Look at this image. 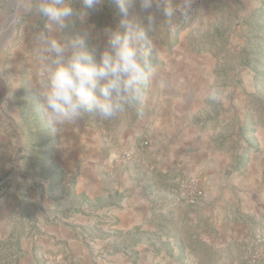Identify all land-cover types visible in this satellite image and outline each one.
<instances>
[{
  "label": "rangeland",
  "instance_id": "obj_1",
  "mask_svg": "<svg viewBox=\"0 0 264 264\" xmlns=\"http://www.w3.org/2000/svg\"><path fill=\"white\" fill-rule=\"evenodd\" d=\"M73 5L78 12L79 0ZM33 7L32 0H0V79H17L9 96L0 99V131L9 143L24 142L12 148L19 152L14 160L7 164L0 158V190L2 196L16 194L15 183L32 197L8 212L9 225L0 233V264H150L154 253L164 264L170 254L179 255L176 264H264V210L245 214L240 200L229 208L221 203L235 194L237 172L248 160H264V138L256 135L264 130V0H192L188 17L178 11L173 19L162 5L157 27L148 33L146 46L157 68L152 79H165L167 73L168 79H214L212 91L222 94L221 100L205 99L192 120L187 116L191 131L199 127L201 148L212 153L208 169L157 163L151 170L145 164L151 137L139 122L148 109L151 79L141 101L117 117L102 120L86 113L53 131L31 91L44 79L34 51L44 20ZM130 15L143 18L138 3ZM120 20L114 0H105L89 18L95 29L88 48H102L103 29ZM72 21L56 35L75 36L81 22L76 14ZM217 127V133L209 132ZM80 132L98 137L104 148L106 181L99 204H121L129 196L130 187L114 192L112 180H122V174L145 181L152 211L144 231L129 228L116 236L106 226L75 221L88 218L96 207L77 193L87 161L85 154L73 156V134ZM240 153L246 158L237 162ZM147 173L154 183L146 182Z\"/></svg>",
  "mask_w": 264,
  "mask_h": 264
},
{
  "label": "clouds",
  "instance_id": "obj_2",
  "mask_svg": "<svg viewBox=\"0 0 264 264\" xmlns=\"http://www.w3.org/2000/svg\"><path fill=\"white\" fill-rule=\"evenodd\" d=\"M121 20L103 29L106 37L102 48H88L94 38L92 14L103 7L105 0H79V11L73 0H32L35 15L44 20V30L35 34V49L44 70L39 89H31L40 100V110L53 131L74 122L86 113L102 120L117 117L141 101L144 85L157 68L147 48L148 33L157 27L156 12L163 5L164 14L173 19L179 11L188 17L192 0H114ZM139 4L143 18L130 15ZM76 14L81 29L75 36H59L73 23ZM212 99L221 100L217 90Z\"/></svg>",
  "mask_w": 264,
  "mask_h": 264
},
{
  "label": "crops",
  "instance_id": "obj_3",
  "mask_svg": "<svg viewBox=\"0 0 264 264\" xmlns=\"http://www.w3.org/2000/svg\"><path fill=\"white\" fill-rule=\"evenodd\" d=\"M172 74V73H171ZM165 79H151L150 97L148 109L144 113L143 119L139 122L140 129L148 128L151 137V154L149 158L143 159L145 164L152 170L155 165L161 164H178L190 168L191 166L201 164L202 167L213 163L212 153L210 150H203L199 143L200 134L199 127L190 130L187 126V116L193 119V116L199 112L204 100L211 98V86L214 79H168L170 73L166 74ZM17 84V79H0V99L6 98L11 93V86ZM7 121L10 123V119ZM196 123V122H195ZM202 123H198L200 126ZM10 129L17 135V128L10 126ZM220 131L217 127L210 129L212 134ZM74 133V132H73ZM4 130L0 131V158L3 161L8 159L14 160L19 152H13L12 148H22L24 142L14 139L11 143L3 138ZM75 139V154L86 155L87 161L83 165L77 179V193L94 201V207L89 213V217L75 221L79 223L89 222L99 226H106L112 229L113 233L118 234L122 230L135 228L136 230L144 231L147 226V219L151 216V202L149 191L146 190L145 181L134 180L129 174L125 173L122 180H112V185L115 188L114 192H119L123 187H130L129 196L121 203L112 205L99 204L98 201L104 198L103 188L105 186L106 175L103 170V165L107 164L103 155L104 148L98 137H86L83 134H73ZM257 136L264 138V130L256 132ZM262 141V140H261ZM264 142V141H262ZM7 148V150H4ZM246 157L241 153L236 157L237 162H242ZM111 160V159H110ZM247 160V159H246ZM254 160V157L246 163V166L237 172L236 184L237 189L235 194L227 195L225 200L221 201L223 205L229 208L233 202L241 201V211L245 214H252L264 210V160ZM147 183H154L152 173H147ZM209 184V182H208ZM11 188L16 194L5 193L3 196L0 190V233L2 229L8 227V212L13 208L14 204L18 203V208H23V202H29L32 197L27 190L16 189L15 183H12ZM20 192V193H19ZM18 199V200H16ZM90 200V201H91ZM20 205V206H19ZM226 207V208H227ZM84 209V208H83ZM224 210V209H223ZM84 211V210H83ZM157 211V210H156ZM85 212V211H84ZM211 213V212H210ZM78 217V215L76 216ZM84 220V221H82ZM105 223V225H104ZM154 262L150 259V264H164L158 262L156 253ZM164 256L165 263L173 264V259L176 264V259L179 255L173 257ZM156 257V258H155ZM173 257V258H171ZM172 262V263H171Z\"/></svg>",
  "mask_w": 264,
  "mask_h": 264
}]
</instances>
